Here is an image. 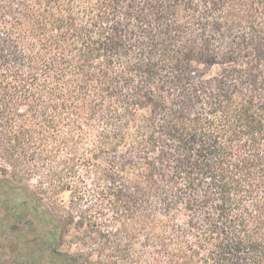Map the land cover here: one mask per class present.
Here are the masks:
<instances>
[{
  "label": "trees",
  "instance_id": "1",
  "mask_svg": "<svg viewBox=\"0 0 264 264\" xmlns=\"http://www.w3.org/2000/svg\"><path fill=\"white\" fill-rule=\"evenodd\" d=\"M0 229V264H264V0H0Z\"/></svg>",
  "mask_w": 264,
  "mask_h": 264
},
{
  "label": "rangeland",
  "instance_id": "2",
  "mask_svg": "<svg viewBox=\"0 0 264 264\" xmlns=\"http://www.w3.org/2000/svg\"><path fill=\"white\" fill-rule=\"evenodd\" d=\"M34 184V180H31L27 183L28 188H32V185ZM72 232L73 230H70L69 234L67 235L66 238V242L63 245L62 249H67L69 251H76L78 250L80 247L74 243V241H72L71 237H72ZM0 236H5L4 233H2V229H0Z\"/></svg>",
  "mask_w": 264,
  "mask_h": 264
}]
</instances>
